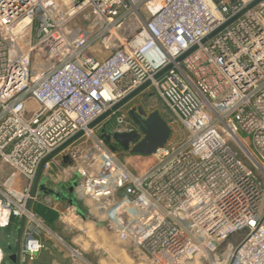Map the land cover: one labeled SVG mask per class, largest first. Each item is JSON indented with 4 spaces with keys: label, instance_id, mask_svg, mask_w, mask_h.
<instances>
[{
    "label": "built area",
    "instance_id": "1",
    "mask_svg": "<svg viewBox=\"0 0 264 264\" xmlns=\"http://www.w3.org/2000/svg\"><path fill=\"white\" fill-rule=\"evenodd\" d=\"M145 83L186 138L133 174L100 137L103 120L89 125L110 111L109 131H137L129 108L112 107ZM70 139L43 169L66 155L77 194L150 264H264V0H0V159L13 169L0 228L26 217L23 263L44 241L82 258L26 208L87 234L75 207L31 196L42 160Z\"/></svg>",
    "mask_w": 264,
    "mask_h": 264
},
{
    "label": "crops",
    "instance_id": "2",
    "mask_svg": "<svg viewBox=\"0 0 264 264\" xmlns=\"http://www.w3.org/2000/svg\"><path fill=\"white\" fill-rule=\"evenodd\" d=\"M116 152L119 154L118 151ZM128 156H130L129 158L134 159L144 157L139 154ZM119 160L126 165L121 158H119ZM53 163L51 162V165L47 169H43L42 167L40 178H43L44 181L51 186H60L61 189H65L76 195L78 204L68 201L69 205L67 207L73 206L76 208L77 213H79L81 217L80 227H85L88 230L87 234L83 235L78 229L68 231L63 227L64 231H62V237L64 238L65 236L67 238V243L78 249L82 256L81 259L76 260L74 263L69 259V264H129V261H132V259L135 260L133 247L118 241L115 235L107 230L103 208L96 206L89 200H86L77 194L76 186L78 182H75L76 172L74 171V168L70 164H64L63 161H60L59 159ZM58 165H60V167H58ZM142 170L143 169H141L140 172ZM12 173L13 169L0 159V184H2V182ZM20 177L21 176L16 175L15 178L17 187H22L24 185V182H18ZM72 182L75 183L73 186H71ZM70 188L72 189L70 190ZM36 196L39 197L40 200L44 199L45 196L52 197L56 202L62 199H67L65 196H61L62 198H56L51 194L44 195L40 191L37 192ZM14 223L16 224V222Z\"/></svg>",
    "mask_w": 264,
    "mask_h": 264
},
{
    "label": "water",
    "instance_id": "3",
    "mask_svg": "<svg viewBox=\"0 0 264 264\" xmlns=\"http://www.w3.org/2000/svg\"><path fill=\"white\" fill-rule=\"evenodd\" d=\"M147 84L140 86L127 97L122 99L112 109L118 108L133 95L141 91ZM110 111L105 112L92 123L90 127L96 125L101 120H103ZM129 118L132 122L138 127L139 131L142 133L143 137L140 138L138 131L128 132V133H117L107 131L104 128L100 130V137L104 139L105 143L113 150L117 151L115 145H118L120 150L123 152H130L132 154H139L143 156H150L154 154L159 148L163 147L164 144L168 142L171 129L165 120L159 115L158 110H154L150 113L145 112L143 109L131 107L128 110ZM73 139V138H72ZM68 140L63 143L61 146L56 148L52 153L46 156L39 165L37 173L35 175L31 196L34 197L38 191L42 194L47 195L51 194L56 198H62L61 194L54 190H48L43 184H39L40 173L43 163L52 158L58 152H60L68 143L72 140ZM245 154L249 155L248 150L245 147H241ZM64 164L69 165L70 161L66 155L62 157ZM72 188H70L71 190ZM32 206V199L27 203V210H30ZM26 217H23L19 223L16 239H15V249L8 255V259L12 264H27L23 263L21 259V246L23 241V234L26 225ZM35 260L33 264H69L67 258L63 257L62 252L57 249V247L49 241L43 242V249L40 252H34Z\"/></svg>",
    "mask_w": 264,
    "mask_h": 264
},
{
    "label": "rangeland",
    "instance_id": "4",
    "mask_svg": "<svg viewBox=\"0 0 264 264\" xmlns=\"http://www.w3.org/2000/svg\"><path fill=\"white\" fill-rule=\"evenodd\" d=\"M30 108L34 107L33 103L29 104ZM121 106L122 110H127L128 108L131 107H136V108H141L145 112L150 113L154 110H158L159 115L165 120V122L169 125L171 129V133L169 136L168 141H171L173 143H181L185 140L186 138V131L182 127V125L171 116L170 112L168 111V108L166 105L162 102V100L159 98L157 95L156 91L152 89L151 87L143 90L142 92L139 91L135 95H133L130 99H128L125 103H123ZM115 122L114 119H107L102 121V127L109 131L114 127ZM101 127V129H102ZM244 136V135H243ZM246 147L250 149V144L247 142ZM128 155H135L130 152H123L119 151L118 157L122 159L123 162L126 163V166L128 169L133 173V174H138L140 173L141 169L148 168L152 162H153V157L150 156H144V157H139L138 159L134 158H129L130 156ZM58 158L54 157L51 159L50 162H55L57 161ZM54 164V163H53ZM51 165V164H50ZM55 165V164H54ZM60 167V165H58ZM76 178V183L79 182L80 176L76 173L75 174ZM19 183H25L24 178L20 177L18 179ZM40 185L43 184L44 187H46L48 190H54L57 191L61 194V196H65L67 199H62L60 201H57V211L61 212L63 211L68 205L69 202L71 201L72 203L77 202V197L74 193H71L69 191H66L65 189H61L60 186H51L47 182L44 181L43 178H40ZM75 183L72 182L71 186H73ZM130 188L125 187L124 189L119 191V195L122 194H129ZM69 196V197H67ZM17 224V225H16ZM12 222L11 226L6 227V228H0V249L3 252V260L1 264H12L10 260L7 258L8 255H10L14 249H15V239H16V234L18 230V223ZM16 225V226H15ZM48 226V225H47ZM55 233L58 235L62 236V231H64L62 223L57 221L53 226H49ZM243 236L242 231H237L234 234H232L227 241V243H230L228 245L222 244L221 248L219 250V255L222 254L226 248H230L231 244L235 245L236 242ZM64 241L67 242V238L64 236ZM126 245H131V242H123ZM226 243V244H227ZM229 246V247H228ZM135 260L132 259V261H129V264H150L149 261L145 256L142 254H137L136 252H133ZM221 256V255H220ZM203 264H208L204 262Z\"/></svg>",
    "mask_w": 264,
    "mask_h": 264
},
{
    "label": "trees",
    "instance_id": "5",
    "mask_svg": "<svg viewBox=\"0 0 264 264\" xmlns=\"http://www.w3.org/2000/svg\"><path fill=\"white\" fill-rule=\"evenodd\" d=\"M33 211H35L39 217L43 220V222L48 226H53L57 222L58 213L53 209L44 206L42 204H33ZM11 226V225H10ZM240 241V239L236 242V244Z\"/></svg>",
    "mask_w": 264,
    "mask_h": 264
},
{
    "label": "flooded vegetation",
    "instance_id": "6",
    "mask_svg": "<svg viewBox=\"0 0 264 264\" xmlns=\"http://www.w3.org/2000/svg\"><path fill=\"white\" fill-rule=\"evenodd\" d=\"M137 131H138V133H139V135H140V138H142L143 135H142V133L139 131L138 127H137ZM115 147H116V149H117L118 152H119V151H122V150H120V148H119L118 145H115ZM62 255H63V257H65V258L68 259V257H66L63 253H62ZM68 261H69V259H68Z\"/></svg>",
    "mask_w": 264,
    "mask_h": 264
},
{
    "label": "bare ground",
    "instance_id": "7",
    "mask_svg": "<svg viewBox=\"0 0 264 264\" xmlns=\"http://www.w3.org/2000/svg\"><path fill=\"white\" fill-rule=\"evenodd\" d=\"M245 148H246V146L245 145H243ZM0 257H1V252H0Z\"/></svg>",
    "mask_w": 264,
    "mask_h": 264
}]
</instances>
